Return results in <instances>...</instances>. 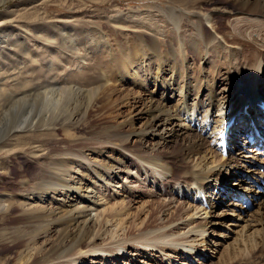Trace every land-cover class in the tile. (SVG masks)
Here are the masks:
<instances>
[{
  "label": "bare ground",
  "instance_id": "6f19581e",
  "mask_svg": "<svg viewBox=\"0 0 264 264\" xmlns=\"http://www.w3.org/2000/svg\"><path fill=\"white\" fill-rule=\"evenodd\" d=\"M5 1L7 0H0V5ZM230 1L234 2L232 8L225 7ZM169 2L172 5L162 10L174 22L178 32L168 31L166 27L162 30L160 26H154L149 21L148 31L144 34L142 44L138 48L134 46L131 50L127 49L123 52V55L130 54L123 56L127 61L123 68L128 77L122 78L121 82L126 80L133 86L130 95L131 111L128 119L116 124L118 133L111 142L112 145H108L109 148L105 149V153L102 152L103 158L99 161H83L85 149L76 143L61 153L52 152L46 144L48 140L52 141L54 138L51 132H44L40 138H34L30 134L32 130L39 129L41 120L43 124L44 119L36 114L47 117L46 122L49 117L61 111L66 114V120L62 125L72 130L77 125L76 118L79 116L85 118L88 111L92 110V93L96 91L97 94L100 88L85 89L76 83L75 79L86 76V73L74 76L75 73L70 71L73 78L64 79L62 82L56 81L55 75L60 74L54 73V68L57 67L54 61L69 62L72 56L56 49V52H48L46 57L35 59L37 63L41 61V65L42 61L48 60V64L44 66L49 74L48 82L34 90L32 88L19 90V86H27V79L26 77L20 79L17 76L18 72L3 63L2 50L15 52L3 46L4 43L11 44V38L5 32L7 29H4L6 22L0 23V32H2L0 35V150H11L12 145L7 149L8 143L17 137L19 139L18 146L16 145L17 151L24 152L30 149L35 157V163L25 169L15 183L11 181L10 184L4 185L2 189L4 193L0 191V213H10L13 207L22 206V215L26 220L35 218L34 221L39 222L54 213L65 224L57 244H50V247L48 244L46 245L48 248L35 247L25 263L69 264L74 256L71 253L75 251L78 252L74 256L75 261L90 260L89 256L93 252L105 251L95 242L100 238L97 229L107 227L115 217H119L120 227L126 222H129V225H126L128 231L124 232L127 239L125 238L116 247H109L114 264H127L130 254L141 259L142 249L144 253L154 252L155 248L165 251L162 244L172 241L174 236L177 238L176 234L179 238L183 236L187 239L193 234L203 236L206 233L207 225L212 220L196 224L190 229L186 228L189 223H194L192 218L190 222L177 223L187 215L200 214L201 210L198 207L185 209L184 203L174 205L173 199L162 198L150 203L145 211V218L135 225L129 220L124 221L127 216L133 214L128 204L135 202L134 200L138 201L130 193L127 195L128 190L125 197H131L130 201L126 202L124 197L117 208L103 210L99 216L91 213L92 207L101 205L99 196L103 192L113 184L120 183L122 175L131 176L129 172L134 168V164L129 163L127 152L134 155L135 159L147 163L150 168L158 169L164 174L172 172L173 178L163 182V185L178 190V194L181 195L182 187L186 186L189 196L192 194L194 200L204 195L205 200L201 199L200 205L207 204L211 213L214 212V204L208 201L207 186H214L217 193L215 196L220 197L227 190L226 183L232 177L233 184L240 185V190L235 196L237 201L233 203L234 209L239 207L240 212L237 214L239 219L244 220L255 203L259 210L264 209L262 184L264 161L262 163L256 161L249 172H239L235 166L240 164L237 157L240 152H235L230 157L228 147L226 149L224 145L225 137L230 136V139H233V147H230V151L237 148L235 143L245 128L243 123L248 113L255 115L257 125L264 130V0H219L215 1L213 8L210 7L214 3L213 0H170ZM201 3L205 4V7L201 6ZM17 7L20 8L19 5ZM39 11L40 8L37 6L34 13H31L32 16L27 15L30 18L28 21L36 26H43L46 29L44 33L46 37L50 33L47 31V22L40 17ZM76 13L77 11L73 15ZM216 14L223 17L220 23L215 21ZM233 17L236 18L235 23L230 22V18ZM184 20L191 22L189 35H185L187 31L182 30L185 26ZM61 24L67 30L71 23L69 21ZM13 30L11 28L10 31ZM70 37L69 34L68 38ZM75 42L78 46L80 40L76 38ZM77 46H73L74 48L69 51L75 55L73 59L76 68L81 67L86 70L91 64L97 63L87 62V52L94 47L87 45L84 53H81V49ZM32 55L38 57L39 54L32 53ZM220 55L226 60L224 64L217 59ZM201 58L204 68L200 66L201 71L194 70L191 61H200ZM213 63L216 65L214 68ZM218 64L224 70V74L217 78L214 75L219 70ZM60 67L56 70L58 71ZM208 67L210 69L206 70ZM29 70L36 73L38 68L36 66ZM68 76L69 74L66 77ZM8 77H14L12 78L14 82L8 83ZM105 79L101 88L110 82L107 77ZM8 84L13 88L8 89L10 92L6 94ZM139 91L141 95L138 94ZM33 92L44 99L39 113L35 112L36 107L26 109L23 118H20L19 114L16 115L15 126L5 129L4 118L10 105L27 99ZM79 101L87 106L84 108ZM258 118L261 120L258 121ZM47 124L51 125L50 129H54L55 126ZM26 135L30 138H26ZM238 148L240 149V146ZM250 150L253 152V158L256 159L255 151L258 149L250 148ZM107 151L110 153L107 154ZM2 171L8 174L5 168ZM148 178H152L151 174ZM175 178L182 179L183 186L181 182L175 181ZM155 179L161 184L162 180ZM189 182V185L192 183L195 186L185 185ZM116 187L113 185V191L119 193ZM154 192L152 191V195ZM166 194L168 195L169 191H166ZM238 201L241 205L237 207ZM145 203L146 201L143 202ZM139 214L141 213L138 211V216ZM205 214L204 218L208 215L207 210ZM262 214L260 216L264 217V212ZM211 216L218 218L219 223L220 214L213 213ZM262 217L259 219L260 242L251 244V249L247 248L246 243L244 249L236 248L237 256L234 257L233 254L231 260L244 259L246 264H257L255 263L257 257H263L264 261V218ZM46 221L49 224L51 220ZM183 225L186 226L187 231L182 232ZM213 225H216V221ZM136 229L137 234H135ZM244 251L248 252L245 256H243ZM225 257L222 264H230V257L228 255ZM92 260L96 259L93 257Z\"/></svg>",
  "mask_w": 264,
  "mask_h": 264
},
{
  "label": "rangeland",
  "instance_id": "374dc122",
  "mask_svg": "<svg viewBox=\"0 0 264 264\" xmlns=\"http://www.w3.org/2000/svg\"><path fill=\"white\" fill-rule=\"evenodd\" d=\"M169 1L170 0H7L4 4H1L0 23L4 21L6 22V24L4 22L6 27L2 28L7 29L5 32H7L11 38V44L4 43L3 46L5 45L9 50L15 52L9 53L8 51L5 52L2 50L3 63L12 67L11 70L13 69V71L18 72L17 76L20 79L26 77L27 86H19V90H23L24 88H32V90H34L39 85L43 86L48 82L49 74L48 71L44 69V66L48 64V60L42 61L41 65V61L37 63L35 62V59L42 58L43 56L46 57L48 52H56V49L61 53L63 52L65 55H72L70 58L71 61L69 59V62H65V60L54 61L55 65L57 64V67L54 68L55 70L61 66L58 71L54 70V73L58 72L60 74L55 75L56 81L62 82L64 79L73 78L76 74L85 75L84 73H86V76L76 78V83L85 89L94 87L100 88L97 94L96 91L92 93V110L88 111L85 118L81 116L77 117V125H75L72 130H68L69 127L62 125L64 120H66V114L61 111L59 114L56 113L49 117L46 122L45 120L47 117H40L39 114H36L39 118L44 119L43 124L41 120L39 129L32 130L30 135L34 138H40L44 135V132H51L54 134L53 140H48V143L46 144L48 149L56 154L67 150L76 143L85 149L86 154H83V157L85 158L83 161H99V159H102V152L104 151L105 153V149L109 148L108 145H112L111 142H113L118 133L116 132V124L128 119V114L131 111L130 103L132 100L130 95L133 86L129 81L124 80L121 82L122 78L126 79L128 77L123 68V65L127 63V61L123 59V56H130V54L126 55L125 53V55H123V52L127 49L131 50L134 46L138 48L140 44H142V40L145 37L144 34L148 31L147 24L149 21L152 22L154 26H160L159 28H162V30L166 27L168 31L178 32L174 22L169 19L162 10L166 6L172 5ZM213 1L214 3L210 5L212 8L216 4L215 1L218 2L219 0ZM233 4L234 2L230 1L229 3H226L225 7L232 8ZM17 5H19V9ZM37 6L40 8V17L42 19L44 18L47 22V31L50 33L46 36L48 38L44 37L46 29H44L43 26H36L28 21L30 19L28 16L33 15L31 13H34ZM201 6L205 7V4H202ZM75 11H77V13L73 15ZM215 17H217L215 18L217 23H220L223 19L220 14H216ZM202 18H204V15ZM69 21L71 24L69 29L66 30L61 23ZM184 21L185 26L182 30L187 31L185 35H189L191 22L189 20ZM230 22L235 23L236 18H230ZM4 24L3 26H5ZM58 26L60 28H58ZM11 28L14 30L10 31ZM1 33L2 32H0V35H2ZM69 34L71 35L70 38H68ZM76 38L80 40L78 46L75 42ZM87 45L91 48L94 47L87 52V62L97 63L91 64L86 70L81 67L76 68V63H74L73 59L75 55L69 51L73 46H77L81 49V53H84ZM32 53L39 55L38 57H34ZM6 55L7 59L5 60ZM220 56L217 57V59L224 64L226 60L223 56ZM202 61V58L200 61H191L194 70L199 69L201 71L202 68H204ZM219 64L217 66L219 69L218 72H215L216 74L214 73V76L216 77H222L224 74V70ZM35 65L38 70L36 73H32L29 69L32 67L36 68ZM214 66H216L215 63L212 64L213 68ZM228 68H230V66H228ZM26 69L27 71H25ZM72 69L74 71H72ZM208 69L210 68L208 67L206 70ZM70 71L75 73L73 74L74 76L71 75L72 73ZM92 73L93 75H96L93 77V75H91ZM67 74H69L68 77H66ZM102 76H106L107 79L110 80L109 84L103 88L101 87L105 83L104 81L106 80V77ZM12 78L14 77H8L7 82H14ZM217 78H215V80H220ZM120 83H122V85ZM8 85L7 91L5 92L6 94L10 92L8 89L13 88L12 85ZM138 94L141 95L140 91ZM28 96L27 99H23V101H20L17 104L10 105V108H8L9 111L6 112L7 116L4 115L6 118L3 116V118L6 119L4 122L5 129L15 126L16 115L19 114L20 118H23L26 109L36 107L35 112L39 113L40 108L44 104L43 97L40 95L38 97L34 92ZM79 103L82 104L80 101ZM82 106L85 108L87 105L82 104ZM252 120L256 123L255 115L248 113L243 123L245 127L248 126ZM260 120L261 118H258V121ZM47 123L55 126L54 129H50L52 128L51 125H48ZM25 137L30 138V136L27 135ZM230 138V136L225 137L224 145L226 146V149L228 147V155L230 157H232L235 152H240L237 156L240 164L235 166L237 171L249 172V169L256 163V161L261 163L264 161V154L259 150L255 151L257 158H253V152L250 150V147L245 145V141V143L242 142L241 137H238L235 143L237 148H233V150L230 151V147H233V139L231 140ZM18 140L17 137H14L13 140L8 143L7 149L12 145L11 150H0L1 192H3L2 189L4 185L10 184L11 181L12 183H15L19 179L20 174L35 163V157L32 153L33 151L30 149L24 152L17 151ZM238 146H240V149ZM109 153L107 151V154ZM127 154L130 158L129 163L134 164V168L129 172L131 176L124 174L120 179V183L113 184L115 187L117 186L116 188H118L117 191H119V193L113 191L112 185L99 196L100 203H98L102 206L98 204L99 206L97 207L99 208L96 206L92 207L93 211H91V213L94 216H96V214L99 216L103 213V210L113 207L117 208L121 201L124 200L126 190H128L129 192L127 195H133L138 201L134 200L135 202L128 204L130 212L133 214L127 217L126 215H123V217H126V220L124 219V221L129 220L130 223L134 225L145 218V211L150 203L152 204L162 198L166 200L173 199L174 205H176V203H184L186 206L185 209H193L195 207H198V209L200 208V214L194 216L187 215L182 221H177V223H182L183 221L188 222L192 218L194 223H189L190 227L187 225L186 229H190L196 224H203L204 222L212 220V222L207 225L208 230L203 236H196V234H193L187 239L182 236L183 238L180 237L181 241L178 234H176L177 238L174 236L175 238L173 237L172 239L179 238L178 240L173 241L171 239L172 241L170 242H164L162 244L163 246L160 245L165 251L162 250V252L160 251L161 249L155 248L154 252L149 251L144 253L145 251L142 249L141 259L131 256L130 254L127 264H222L226 255L230 257V264H246L244 259H236V261L231 260V256L234 254V257H236V248H243L245 243L248 244L247 248L250 247L251 249V244L260 242L259 229L261 224H259V219L262 217L260 215L264 212V209L259 210L255 203L254 206L251 207L250 213L245 216L244 220L239 219L237 214L240 212L238 206L241 205V202L238 201L237 209H234L233 203L234 201H237L235 200V196H237L238 190H240V185L237 186L236 183L233 184V177L226 183V187L228 186L227 190L220 197L215 196L217 193H215L216 188H214V186L208 185L206 189L209 203L214 204V215L220 214V221L218 223V218L211 216L213 213L210 212L207 207L208 205H200V200H205L204 195L201 197L198 196L194 200L192 194L189 196L186 186H183V182H181L183 180L175 178V181L181 182L183 186L181 195L178 194V190L163 185V182L173 178L172 172H167L169 174H166L165 172L164 174V172L158 169L155 170V168H150L151 166L145 162L144 164L140 159H135V156L131 153L127 152ZM137 165H139V167H135ZM3 168L7 170L8 174L3 173ZM147 168H150V170ZM262 171L261 172L264 174V168H262ZM150 174L152 176L151 179L148 178ZM155 178L162 180L160 181L161 184H159ZM189 184L190 182L185 185ZM262 184L264 185V181ZM193 185L194 184L191 183L189 186L192 187ZM242 190H244V188ZM152 191H155L153 195ZM166 191H169L170 195H165ZM145 192L147 195H145ZM139 196H141V199ZM130 200L131 197H125L126 202ZM145 201L146 203L143 204ZM205 208L208 211L206 218H204L206 216ZM141 209L143 210L142 212ZM198 209L197 211H199ZM138 211L141 213L139 216ZM9 212L10 213H0V264H27L25 261L35 247H47L46 245L48 244V247H50V244H57L60 241L59 234L63 232L62 228L65 227V224L58 219L57 214L53 213L51 217L37 222L34 221L35 218L27 220L24 218L22 215V206L13 207ZM118 218H112L107 227L105 226L101 229H97L100 238H97L95 242L99 243L105 251L93 252L92 255L89 256L90 260L87 259L81 261H75L74 256L78 252H72L71 254L74 256H72L73 259L69 261V264H114L115 262L112 261L113 255L109 252V247H116L117 244L123 242L126 238L124 232L128 231L126 225H129V222H126L120 227L118 224ZM46 220L51 221L47 224L48 222ZM215 221L216 225H213V222ZM247 225H250L251 227L248 228ZM183 226L184 228L182 229V232L187 231L185 229L186 226ZM137 233L138 231L136 229L135 234ZM170 243L173 245H170ZM171 246L175 248L177 247L178 249L175 250ZM246 254H248V252L244 251L243 256ZM93 257L96 260H92ZM262 258L263 257H257V262L255 263L264 264ZM52 263L53 262L44 264Z\"/></svg>",
  "mask_w": 264,
  "mask_h": 264
}]
</instances>
